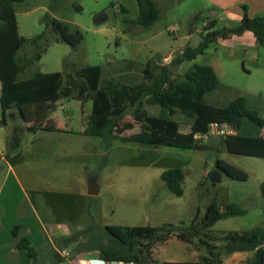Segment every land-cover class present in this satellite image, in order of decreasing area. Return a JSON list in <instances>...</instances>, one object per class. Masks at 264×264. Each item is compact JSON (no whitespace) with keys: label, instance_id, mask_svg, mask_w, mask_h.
Segmentation results:
<instances>
[{"label":"rangeland","instance_id":"374dc122","mask_svg":"<svg viewBox=\"0 0 264 264\" xmlns=\"http://www.w3.org/2000/svg\"><path fill=\"white\" fill-rule=\"evenodd\" d=\"M197 1L184 0L177 4L175 0H156L163 17L155 26V30L163 29L166 45H173L171 42H174L175 38L188 36L193 29L196 31L191 45L201 41L207 17L218 16L217 29L238 25L224 20L225 17L219 15L220 12L213 15L212 10L206 7L193 12ZM136 4V0H27L24 5L17 7L21 36L32 38L42 33L46 29L44 18L50 13L52 17L70 27L79 29L84 34V40L74 49L66 43L58 42L57 34L49 29V48L42 53L39 61L26 69L21 78H31L37 72L60 71L65 75L75 74L82 68L98 65L103 69L104 80L116 79L122 83H137L151 55L150 44L143 42L146 39L144 35L151 29L134 32L135 28H139L131 24L138 14ZM122 5L128 9L127 15L121 12ZM53 6L54 11L51 10ZM76 6H81L82 10H77ZM103 13L109 16L108 21L96 25L95 18ZM198 15L199 18H196ZM174 30L175 35L172 34ZM37 53L36 48L26 43L19 56L27 54L35 57ZM217 59L225 68L224 72L219 70L222 83L206 95V101L226 107L232 100L244 96L252 102L258 101L260 115L263 117L264 101H261L259 93L264 95V68L261 67L264 66V48L253 47L246 37L240 42L226 45H222L219 40L211 44L206 53L199 56L197 62L209 64ZM162 61L167 63L166 60ZM192 64L193 62H185L175 69L176 76L182 77ZM92 107L91 100L83 103L77 99H60L55 102L54 110L49 115H55L59 120L68 122L78 131ZM159 109V106H147L151 114H158ZM2 117L0 101V121ZM175 119H178V115ZM7 122L9 126L0 125V146L4 149L6 135L20 120L16 121L8 114ZM128 124L135 128H127ZM116 128L122 130V136H129L139 132L142 124L135 121L133 109H130L117 123ZM84 138L88 139L90 144L84 145ZM46 141L44 146L50 148V151L38 154L34 150H25V160L18 170H23L29 181L37 179L41 182L42 189L60 191L63 194L56 198L47 196L38 199H43L42 205L46 202L52 205L56 203L53 205L55 212L48 210L45 213L49 217L58 216L59 219L53 221L62 219L66 225H72L77 219L83 207V195L88 193L92 177L98 181L100 192L90 197L91 201L88 198L89 213L88 218L80 224L82 228L92 223L102 228L108 225L190 226L196 217L199 220L205 217L208 204L217 193L221 197L219 204L224 206L240 201L242 190H254L253 177L247 182H242L224 173L220 183H212L209 176L205 177V173L208 169L212 172L217 169L214 159L216 156L212 157L205 151L148 147L140 143H123L119 139L114 140L112 148L108 150L103 139L81 137L79 134L49 136ZM39 144L34 146H42ZM229 159L232 160L231 157ZM171 168H181L185 172L184 195L181 197L171 193L161 179L162 174ZM243 200L251 207L250 214L223 219L211 228V233L218 235L227 231H247L263 223L264 212L259 208L258 200L255 197ZM45 221L48 223L52 220ZM72 248L67 250L65 260L57 264H90L91 259H101L98 251L83 252L73 259L75 255ZM201 252L203 253V249H198L197 245L190 248L187 243L172 237L166 243L155 245L152 260L147 264L191 263L199 259Z\"/></svg>","mask_w":264,"mask_h":264},{"label":"trees","instance_id":"16d2710c","mask_svg":"<svg viewBox=\"0 0 264 264\" xmlns=\"http://www.w3.org/2000/svg\"><path fill=\"white\" fill-rule=\"evenodd\" d=\"M27 0H0V81L2 124H7V115L16 123L8 137V153L20 149L27 132L40 130L43 121L54 110V103L60 99H77L83 103L93 102V110L87 116L84 135L101 138L108 150L113 141L140 143L156 147H170L198 151L212 149L209 143L195 139L196 134H207L215 123L235 127V133L226 136L228 140L240 143L244 148L264 149L261 137V117L247 105L244 97L234 99L227 107L220 108L206 102L205 96L216 90L220 80L214 68L208 64L195 63L214 42L241 37L252 33L260 47H264V14L257 18H244L236 27L217 29L214 21L206 24L197 46L188 45L170 63L159 57L149 58L137 83H122L116 79L104 80L101 66H88L75 74L63 72H37L33 77L22 79L27 68L39 61L50 46V29L57 34V41L74 49L78 48L84 34L48 13L46 29L32 38L19 34L17 7ZM140 15L131 21L138 29L149 30L160 21L163 13L154 0H137ZM82 10L81 6H76ZM125 12L126 8L121 6ZM55 7H52V11ZM199 18V15L196 17ZM29 43L38 50L35 57L19 56L24 44ZM185 62H193L191 68L180 78L178 69ZM147 106H159L158 114H151ZM133 109L135 121L142 124L141 131L122 136L117 123ZM15 110L16 112H12ZM9 112V113H8ZM178 115V119L175 117ZM188 122L190 131L184 133ZM127 128H133L128 124ZM117 129V130H116ZM216 168L234 180L246 182L249 175L231 163L218 159ZM211 173L209 174L210 177ZM162 181L174 195H184L186 175L181 168L166 170ZM264 199V182L261 184ZM219 193L208 204L202 220L196 217L190 226L164 224L162 226L108 225L101 227L89 224L72 235L62 237L55 243L47 241L43 246H34L27 237L21 238L17 247L25 250L30 264H57L65 260L59 250L74 251V258L83 252L98 251L101 259L108 262L147 264L157 244L166 243L172 237L188 246L203 249L204 254L195 263L166 262L164 264H223L224 258L238 252H254L246 264H264V220L247 231H227L218 235L211 228L219 221L230 217H242L248 209L238 204H229L222 210ZM74 246H76L74 248Z\"/></svg>","mask_w":264,"mask_h":264},{"label":"crops","instance_id":"0c3cea01","mask_svg":"<svg viewBox=\"0 0 264 264\" xmlns=\"http://www.w3.org/2000/svg\"><path fill=\"white\" fill-rule=\"evenodd\" d=\"M154 1L156 2V0ZM175 1L177 2V4H180L181 1L184 0ZM136 3V5L138 6V14L137 17L133 20H136L140 15V7L137 0ZM197 3L198 4L193 12H197L201 8L206 7L208 8V10H212L213 15H216L218 14V12H220L219 15L225 17L224 20H228L235 24H239L244 18L253 19L260 17L264 14V0H198ZM123 7L126 8L125 6ZM121 12L127 15L128 9L126 8L125 12L121 9ZM207 18L208 21L205 23L204 26H206L207 23L212 21H214L216 24L218 23V16H215L214 18ZM157 23L154 25V27L151 28L149 32H147V34L144 35V39H146L142 41L150 44L149 52L151 55L150 57H148V59L157 56L161 60H166L167 63H170L176 55L181 53L188 45H191L194 37L193 34L195 33L196 29H193L188 36H182L179 39L175 38V40H173L174 42H171V44L173 45H166L163 37V29L155 30V26L157 25ZM139 30L140 29L135 28L134 32H139ZM172 34L175 35V30L172 32ZM245 37L248 39V42H250V45H252L253 47H260L254 35L249 32L245 33L241 37H233L229 40H221L222 45H226L232 42H240L245 39ZM199 43L200 40L196 41L191 46H197ZM198 59L199 57L196 59L195 63H198ZM208 65L214 68L216 74L219 77L221 85L222 79L219 70L221 72H224L225 68L219 63V59L213 61V63H209ZM261 67L264 68V66ZM1 89L2 83L0 81V91ZM259 95L262 99L261 101H264L263 93H259ZM244 98H246L247 100L248 107L252 110L257 111L260 115L258 107L260 105H258V101L254 100L252 102L251 100H249V98ZM210 105L225 108L216 104ZM92 110L93 107L90 113L86 114V117H84L83 124L78 131L71 127L68 122L59 120L58 117H56L55 115L46 116L41 129L34 132H27L23 137L20 149L13 153H8L7 147V140L10 134L12 133L13 128L6 135V148L4 149L0 146V149L6 153V161L0 162V264H30L31 260L28 258L26 251L20 250L17 247L18 241L23 237H27L34 246L41 247L47 241L55 243L58 239L72 235L74 231L82 229L80 224L82 220L88 218L87 215L89 213L90 204L89 202H87L88 198L91 201L90 197L96 196L100 192V188L97 184L98 181L94 177L90 179V185L95 182L96 190L98 193L96 195H90L89 185L88 193L83 195V207L80 209V212L76 217L77 219L72 222V225H66L64 222L61 221L62 219H60L59 221H53L57 220V218L59 219L58 216L49 217L45 213L48 210L55 212L56 208L53 205L56 203H53L52 205L51 203L46 202L42 205L41 201H43V199H38V197L46 198L47 196L56 198L63 194L60 191L57 192L48 191V189H42L43 186L41 182H38L37 179H30L29 181L26 177L25 172L23 170H18V168L19 165H21L25 160V150H34L38 154H42L43 152H46L48 150L50 151V148L44 146L47 142L46 139L49 136L56 137L62 134H79L81 135V137H86L83 133L86 127L85 118H87V116L91 114ZM261 119L262 120L260 122V135L264 139V115L263 117H261ZM6 125L9 126V123L7 122ZM191 125L192 122H188L183 132L188 133L190 131ZM83 141L84 145L90 144L88 142V139L86 140L84 138ZM204 142L209 143V145L212 146V149L208 151L214 152V155L216 156V158L214 159L225 160L231 163L232 165L237 166L247 172L249 175V179H252V177L254 179V190H242V198L240 199V201L230 204H238L241 207L248 209L249 212L247 215H249L251 212V207L246 205L243 199L250 200L255 197L259 202V208H261L264 212V199L262 198L261 194V184L264 182V149L244 148L242 145H240V143L236 141H231L228 140L226 137H220L215 134H213L208 141ZM38 143H40L39 145L42 146H34ZM229 157H231L232 160H230ZM211 172L212 171L208 169L205 173V177H208ZM37 199L39 201V204H37L38 202L36 203ZM228 205L229 204H225L224 206L220 205V207L222 210H225V207H227ZM45 219H50L52 221L47 223ZM73 228H75L76 230H74ZM203 254L204 251L203 253L201 252L199 254V258ZM253 256L254 252L234 253L225 257L223 264H246V262L249 259H252ZM197 261L191 263H195Z\"/></svg>","mask_w":264,"mask_h":264},{"label":"water","instance_id":"95a60500","mask_svg":"<svg viewBox=\"0 0 264 264\" xmlns=\"http://www.w3.org/2000/svg\"><path fill=\"white\" fill-rule=\"evenodd\" d=\"M109 19V16L105 13L103 14H100L98 15L95 20H94V23L96 25H101L105 22H107ZM2 124V121H0V125ZM235 129V127H233ZM148 147H151L150 145H147ZM208 154L211 155L212 157L214 156V152L212 151H208ZM222 177H223V173L221 170H219L218 168L213 171L210 175V180L212 183L214 184H218L222 181ZM90 195H96L98 192L96 190V185H95V182H93L91 185H90V191H89ZM90 264H107L108 261L106 259H91L90 261ZM111 264H125V262L121 261H112L110 262ZM131 264H134V263H131Z\"/></svg>","mask_w":264,"mask_h":264},{"label":"built area","instance_id":"2783aa9c","mask_svg":"<svg viewBox=\"0 0 264 264\" xmlns=\"http://www.w3.org/2000/svg\"><path fill=\"white\" fill-rule=\"evenodd\" d=\"M235 132L234 128L227 126V125H220V124H213L211 126L210 131L207 134H196L195 139L200 140V141H208L213 134L220 136V137H226L230 134H233ZM6 161V153L3 152L0 149V162ZM59 253L63 256L66 257L67 255V250H59Z\"/></svg>","mask_w":264,"mask_h":264},{"label":"flooded vegetation","instance_id":"af4514ba","mask_svg":"<svg viewBox=\"0 0 264 264\" xmlns=\"http://www.w3.org/2000/svg\"><path fill=\"white\" fill-rule=\"evenodd\" d=\"M125 264H131V263H125Z\"/></svg>","mask_w":264,"mask_h":264}]
</instances>
